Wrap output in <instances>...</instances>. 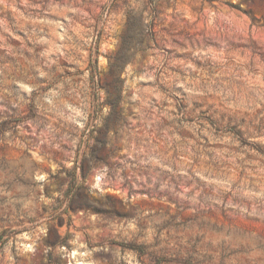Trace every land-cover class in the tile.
<instances>
[{"label":"rangeland","instance_id":"374dc122","mask_svg":"<svg viewBox=\"0 0 264 264\" xmlns=\"http://www.w3.org/2000/svg\"><path fill=\"white\" fill-rule=\"evenodd\" d=\"M0 264H264V0H0Z\"/></svg>","mask_w":264,"mask_h":264},{"label":"trees","instance_id":"16d2710c","mask_svg":"<svg viewBox=\"0 0 264 264\" xmlns=\"http://www.w3.org/2000/svg\"><path fill=\"white\" fill-rule=\"evenodd\" d=\"M95 66L93 67V70H92V74H93V77L94 75H97L98 74V66H97V60L95 61ZM99 87L96 86V90L94 91V96H95V99L98 100L99 99ZM107 104L110 105V106H113V104L111 103V101H107ZM114 107V106H113Z\"/></svg>","mask_w":264,"mask_h":264}]
</instances>
